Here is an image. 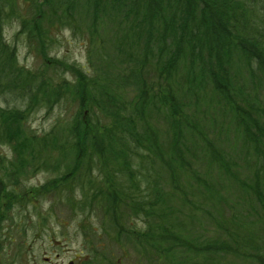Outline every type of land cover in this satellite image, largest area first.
Returning a JSON list of instances; mask_svg holds the SVG:
<instances>
[{"label": "trees", "instance_id": "1", "mask_svg": "<svg viewBox=\"0 0 264 264\" xmlns=\"http://www.w3.org/2000/svg\"><path fill=\"white\" fill-rule=\"evenodd\" d=\"M19 22L43 59L56 31L88 37L91 72L19 67L3 33ZM0 146V232L53 197L81 219L78 264H264V0H0Z\"/></svg>", "mask_w": 264, "mask_h": 264}, {"label": "rangeland", "instance_id": "2", "mask_svg": "<svg viewBox=\"0 0 264 264\" xmlns=\"http://www.w3.org/2000/svg\"><path fill=\"white\" fill-rule=\"evenodd\" d=\"M27 4L20 2L17 7L20 15L27 17V21L34 15ZM47 29V28H44ZM5 39L11 46L17 47L16 61L19 67L32 73L34 76L45 73V79L61 77L51 75V67L57 62L63 64V68L70 70L72 63H77L83 73L91 72L87 44L89 38L81 35H74L72 31H56L53 35L54 48L47 52V58L40 56L41 48L36 40H30L22 31V24L14 23L12 26L3 28ZM49 35V34H48ZM100 40L97 45L108 48L112 52V36L100 33ZM39 49V50H38ZM112 55V53H109ZM54 57L55 59H52ZM64 59V60H63ZM63 77V76H62ZM67 80H73L71 74L64 75ZM51 83H58L51 82ZM33 87V83H32ZM2 103L7 108L22 107L20 98L15 96H4ZM74 104L56 102L52 109L37 110L29 114L25 123L27 131L43 135L50 131L55 123L62 119H68L74 111ZM11 150L7 146H0V157H10ZM32 175H36L31 177ZM52 174L40 172L31 174L24 180V186L39 187L47 182ZM234 193V192H232ZM236 196L237 194L234 193ZM50 202H43L39 213L31 205L25 211H15L10 214L8 221L0 232V264H78L81 254L86 252L83 236L80 233V218L73 216L68 209L58 205L53 197ZM249 200H247L248 202ZM119 257V255H118ZM135 258V257H133ZM131 258L125 259V264H130Z\"/></svg>", "mask_w": 264, "mask_h": 264}]
</instances>
